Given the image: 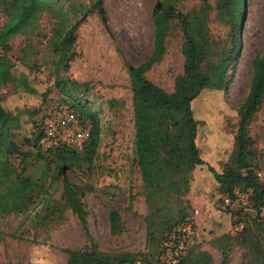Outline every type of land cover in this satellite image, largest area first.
I'll return each mask as SVG.
<instances>
[{
	"label": "rangeland",
	"instance_id": "obj_1",
	"mask_svg": "<svg viewBox=\"0 0 264 264\" xmlns=\"http://www.w3.org/2000/svg\"><path fill=\"white\" fill-rule=\"evenodd\" d=\"M87 4L88 0H81ZM210 6L206 28L210 42L199 46L200 63L197 67L207 85L190 102V110L196 121L195 145L199 157L215 171L221 172L232 148L236 129V108L248 90L250 63L264 42V0H245L244 16L240 27V52L230 82L222 88L214 82L229 73L221 53L217 52V40L224 37V27L215 17L214 0ZM158 0H103L107 16L106 28L96 14L89 11L75 28L72 58L67 66L57 68L56 56L46 46L50 34V20L42 14L39 20L40 36H31L33 55L27 64L32 70L19 64L18 57L24 40L20 35L10 37L9 53L14 71L23 73L31 83L32 91L12 88L0 89L1 104L18 116V126L13 132L28 135L34 122L59 102L60 94L54 79L66 80V87L87 105L98 118L99 145L90 167L63 174L46 182L40 194L26 211L0 215V264H64V248L81 247L88 243L85 231L102 252L127 253L145 257L154 263L158 250L159 227H152L155 237L149 240L147 207L141 193V181L134 164L133 118L131 109V84L125 63L137 64L145 57L153 58V65L144 73L149 81L170 92L174 77L181 72L182 42L178 26L172 34L162 37L155 34L150 12ZM200 0H184L177 7L186 11L196 8ZM3 16L0 14V23ZM69 81L81 86L71 87ZM253 139L256 165L264 166V101L248 125ZM38 164V163H37ZM33 167L28 169L32 172ZM192 190L167 199L168 214L175 216L182 206L194 220L191 238L182 254V264H220L219 249H227L224 264L249 262L250 248L238 245L239 239L227 241L229 218L226 210L238 212L236 218L249 223L255 212L249 204L235 201L232 208L225 207L215 187H209V176L201 172ZM190 185V183H189ZM194 185V186H195ZM233 191H240L237 187ZM174 198L176 200H174ZM115 209L123 223L121 233L110 234L106 212ZM79 217L84 220L82 226ZM159 217V216H157ZM264 219V215L262 216ZM254 232L264 242V231ZM221 235V236H220ZM230 248H227L228 245ZM246 254L243 257V254Z\"/></svg>",
	"mask_w": 264,
	"mask_h": 264
},
{
	"label": "trees",
	"instance_id": "obj_2",
	"mask_svg": "<svg viewBox=\"0 0 264 264\" xmlns=\"http://www.w3.org/2000/svg\"><path fill=\"white\" fill-rule=\"evenodd\" d=\"M181 1L184 0H158L159 8L153 7L150 12L155 34L167 37L172 34L175 25L181 34L180 53L183 60L181 72L174 77L172 90L164 91L144 76L154 63L152 57L147 56L137 64L125 63L131 84L133 160L147 207L145 219H159L149 221L147 229L149 233L152 227L158 226L160 230L154 263L149 258L127 253L102 252L85 231L88 243L81 247L64 248V264H135L136 261L142 264H182V254L191 238L194 220L185 213V206L175 216L169 215L170 205L167 208L166 203L167 199L175 195L178 204L182 202L178 196L196 187L194 181L201 172L209 176V187L216 188L218 195L223 196L222 201L225 196H229L230 201L225 205L227 208L231 209L237 199L232 194L233 189L238 187L248 195L246 204L255 212L254 217L246 223L236 218L237 211L226 210L230 233L223 235L227 241L239 239V246L250 248L249 262L244 264H264V242L260 241L256 233L249 232L251 225L258 231H264V212H260L264 203V185L255 177V173L263 171L264 166L256 165L257 155L248 132L250 120L264 101V42L251 60L248 90L236 108L237 124L232 148L221 172H217L198 155L194 141L196 121L190 110V102L207 85L197 67L201 60L198 56L199 46L211 40L206 28L210 6L207 0H200L196 8L182 11L177 7ZM244 2L214 0L215 17L225 28L224 37L217 40V52L222 54L225 66L229 69L228 74L222 73V79L214 82L216 88H222L224 81L230 82L235 71L241 45ZM89 11L94 12L106 28L103 0H88L87 4L81 0H0V14L3 16L0 23V89L9 85L32 91L28 78L13 69L14 63L9 56L10 37L20 35L23 38L17 60L32 70L33 63L27 64L34 52L30 37L41 34L39 20L45 14L50 20L46 46L56 56L55 66L65 68L72 58L75 28ZM65 83V79L55 77L54 86L61 95L59 102L34 122L28 135L18 136L13 132L18 126V116L1 104L0 94V215L26 211L46 182L51 183L60 178L61 182L67 183L63 176L66 170L88 169L95 157L100 133L97 115L87 105L86 98L81 101L74 96L76 92L84 95V90L75 88L72 91ZM69 84L73 88L82 85L74 81H69ZM59 109L71 112L80 125H89V136L79 145L61 143L42 150L37 146L41 124ZM30 167H33L32 172H28ZM106 217L109 233H121L123 223L118 212L110 208ZM79 220L85 228L84 220L81 217ZM184 224L190 226L189 235L180 230ZM238 224L241 227L231 231ZM154 238L150 233L149 240L153 241ZM227 246L230 248L229 244ZM219 251L220 264H224L227 249Z\"/></svg>",
	"mask_w": 264,
	"mask_h": 264
},
{
	"label": "built area",
	"instance_id": "obj_3",
	"mask_svg": "<svg viewBox=\"0 0 264 264\" xmlns=\"http://www.w3.org/2000/svg\"><path fill=\"white\" fill-rule=\"evenodd\" d=\"M90 132L89 125H80L74 115L64 109H59L46 118L41 124V134L37 140V146L46 150L52 148L61 143L79 145L82 141L88 138ZM255 177L260 184L264 185V170H258L255 173ZM233 196L238 200L247 203L248 195L243 191H233ZM229 196L223 198V203L226 205L229 203ZM260 212H264V203L260 207ZM241 226L234 225L231 231L239 229ZM186 235L191 233L189 224H184L180 227ZM171 262H174L172 260ZM135 264H142L140 261H136Z\"/></svg>",
	"mask_w": 264,
	"mask_h": 264
},
{
	"label": "water",
	"instance_id": "obj_4",
	"mask_svg": "<svg viewBox=\"0 0 264 264\" xmlns=\"http://www.w3.org/2000/svg\"><path fill=\"white\" fill-rule=\"evenodd\" d=\"M156 6H159V4L157 3V5Z\"/></svg>",
	"mask_w": 264,
	"mask_h": 264
}]
</instances>
